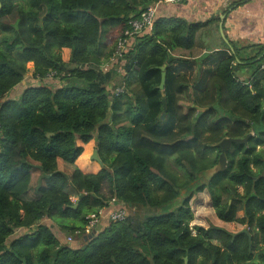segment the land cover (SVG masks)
<instances>
[{"label":"trees","instance_id":"16d2710c","mask_svg":"<svg viewBox=\"0 0 264 264\" xmlns=\"http://www.w3.org/2000/svg\"><path fill=\"white\" fill-rule=\"evenodd\" d=\"M158 1L0 0V264H264V47L243 65L236 44L225 42L235 52L198 80L206 57L174 52L191 51L212 20L156 16L121 57L126 79L115 95L106 85L114 66L104 67L117 43L104 35L115 28L123 36L129 19ZM174 62L197 64L193 83L170 69ZM249 133L227 149L226 169L208 176L218 143ZM95 150L103 165L90 160ZM204 190L217 217L246 226L251 242L191 226V200ZM143 206L154 214L85 232L100 209Z\"/></svg>","mask_w":264,"mask_h":264},{"label":"crops","instance_id":"0c3cea01","mask_svg":"<svg viewBox=\"0 0 264 264\" xmlns=\"http://www.w3.org/2000/svg\"><path fill=\"white\" fill-rule=\"evenodd\" d=\"M156 7L157 17L179 16L189 22H206L212 20L209 27L204 28L197 33L195 46L191 51L188 50L191 54L190 56L193 57L194 52L192 53V51L198 48L201 55L206 57L203 59V72L208 70L209 65H213V68H215V62L220 58H225L231 54V48L233 47L228 49L225 46V42L227 43V41L223 38V33L225 34V37H227V40L229 41L228 43H235L236 47L240 50L239 58L241 60H239V62L243 65H246L248 58L256 56L260 48L264 47V0H163L160 3L157 2ZM221 23L223 32H221ZM114 29H110L109 32L113 33ZM107 35L108 34L104 35L106 43H108L109 39ZM115 35L118 34L115 33ZM134 40L135 39L131 40L132 44ZM116 43H114V46ZM176 50H181V48ZM262 55L260 57H262ZM260 57H258L257 60H259ZM247 69H249V67H239L238 71L239 73L246 74L248 72ZM24 87H26V85L21 86L20 89H14L17 97H19ZM121 206L125 207L123 204H121ZM210 207L214 209L211 204ZM118 208L120 207H109L108 209H105L110 212ZM215 219L217 222L212 225L222 227L228 231H230V229L226 225L236 223L224 222L220 220L217 215ZM106 220L108 219L105 218L100 224L103 225ZM43 222L51 226L58 238L64 242L65 233H63L52 220L45 219ZM242 229L237 232H235L236 230L230 232L238 234ZM87 234V236H89L91 233ZM71 244L73 246H78V241L75 240V242ZM254 260H259L258 255L254 257Z\"/></svg>","mask_w":264,"mask_h":264},{"label":"rangeland","instance_id":"374dc122","mask_svg":"<svg viewBox=\"0 0 264 264\" xmlns=\"http://www.w3.org/2000/svg\"><path fill=\"white\" fill-rule=\"evenodd\" d=\"M107 34H108L107 36L109 37L108 43H109V45L111 47L114 46V43H116V40L118 42V39L121 37L120 35L119 36L115 35L114 32L113 33L112 32H108ZM130 45H131V43H129V47H130ZM70 53H71V51L68 48H64L63 51H62L63 61L66 64L67 69H70L71 67H73L72 65H70V62H69ZM192 53L194 54L193 57L196 58V59H199L202 56L201 52L199 51L198 48L195 49L194 51H192ZM174 55L177 56V57L183 56V57L191 58V56H190L191 54L186 49L176 50L174 52ZM117 61H118V59L116 58L114 60V63L110 65V67L114 66V68H112V70L109 71L111 73V77L106 82V85H107V87H108V89L110 91H112V90L115 91L118 87L124 86V83H125L124 80L126 79V69L124 68V63H125L124 61L125 60L124 61L123 60H119L118 62ZM202 62H203V60H202ZM187 63L188 64L185 65V64H182L180 62H174L170 66V69H172V71L175 72V73H180L183 70H185L186 73L188 74L189 78H190V81L193 83V81L196 79V76L198 74L197 64L195 62H187ZM201 66H202V71H201V74L198 77V80H203V77H205V76L208 77L210 75V73H212V71H213L212 70L213 69V65L212 66L209 65L207 72L203 74V64ZM27 67L29 69V72L26 75V78H27L28 75H29L28 77H31V74H32L31 72L33 71L34 65H33L32 62H30V63L27 64ZM99 70L102 71L101 69H99ZM165 71H166V67H165ZM64 72H67V70L64 71ZM165 81H166V79H165ZM30 82H32V81H30ZM64 82H65V80H64ZM68 82L69 81L67 80L66 83H68ZM160 83H161V81H160ZM160 83L158 85L159 89H160ZM52 84H54V83H52ZM194 84L198 85L196 82ZM164 88H165V84H164ZM16 95L17 94H15V91H14V93H12L11 96H16ZM189 104H190V102H187V101H183L182 102V105H184L185 107H187ZM161 118H162V114H161ZM165 118H166V115L164 116L163 119H165ZM92 155H93L92 153L89 154L90 160H92ZM96 169H98V167L95 168L94 170H96ZM207 175L210 176V174H207ZM201 180H202V182H204V179H201ZM239 191L242 192V188L241 187H239ZM209 199L210 198H209L208 193L206 192V190H204V191H200L197 194H195V196L191 200V207L194 210V214H195V217H194L195 219H193V221L191 222V226L192 227H195V225L209 227L213 223L217 222L216 219H215L216 212H215L214 209H212L210 207ZM130 208H128V207L125 208L127 215L128 216L132 215V216H134L136 218H141V219H143V218H145L147 216H151L155 212V209L153 210V209H151L149 207H144V206L143 207H130ZM172 209H174V207L172 205H170L166 210H172ZM241 225L242 224H240V223H232V224H227L226 226L230 229V231L236 230L235 232H237L240 229L245 227V226H241ZM194 233H196L195 230H194ZM69 236L70 235H65V238L67 237L66 239H68ZM66 241H68V240H66ZM72 243H74V242H72Z\"/></svg>","mask_w":264,"mask_h":264},{"label":"built area","instance_id":"2783aa9c","mask_svg":"<svg viewBox=\"0 0 264 264\" xmlns=\"http://www.w3.org/2000/svg\"><path fill=\"white\" fill-rule=\"evenodd\" d=\"M163 0L158 1L159 3ZM166 1H185V0H166ZM157 16V7L155 4H150L147 6L146 9H144L137 17H131L128 21V27L125 29L123 36H121L118 39L117 47L115 54L111 58V63L107 64L104 69H108L111 64L114 63V60L117 58L118 61L121 60L122 56L125 54V52L131 47L132 45V39H135L134 37L137 34H141L145 31H151L155 22ZM264 24V19H263ZM129 43H131L129 47ZM117 61V62H118ZM261 68L264 69V61L261 65ZM124 91V87H118L114 93L115 95L121 93ZM127 217L126 210L123 208H119L116 210H112L108 212L105 208L100 209L97 213H92L88 216V223L86 225L85 232L86 233H92L96 226L100 224L105 218L108 220H123ZM77 233H80L77 231ZM72 237H69V241H71Z\"/></svg>","mask_w":264,"mask_h":264},{"label":"water","instance_id":"95a60500","mask_svg":"<svg viewBox=\"0 0 264 264\" xmlns=\"http://www.w3.org/2000/svg\"><path fill=\"white\" fill-rule=\"evenodd\" d=\"M221 32H223L222 23H221ZM223 38L225 39V41L229 42L227 40V37H225L224 33H223ZM231 49L233 52H235V50L233 48H231ZM263 56H264V54L262 55V57ZM262 57H260V59ZM165 79H166V71H165V67L163 66L162 67V73H161V83H160V89H161L162 93L164 92ZM162 104H163L162 118H164V116L166 114V110H167L166 99L164 97L162 98ZM251 135H252V133H249L244 138H224L220 143H218V146L221 148L219 160H218V163L211 170L208 171V174L214 175L215 173H218L220 171H224L227 167V164H228V159H227V155H226L227 149H229V147L233 143H238V144L246 143ZM92 159L98 161L101 165H103V162L101 161V159L98 155V150L94 151ZM101 228H102V225L98 224L96 226L95 230L89 236L94 235L95 233L100 231ZM239 233H246L249 236L250 242L252 241V235L246 227L243 228Z\"/></svg>","mask_w":264,"mask_h":264}]
</instances>
